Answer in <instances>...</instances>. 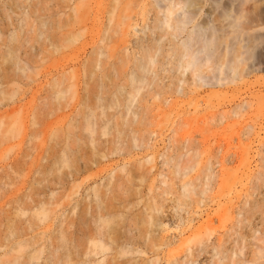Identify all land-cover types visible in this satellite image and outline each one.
I'll use <instances>...</instances> for the list:
<instances>
[{
    "label": "rangeland",
    "instance_id": "374dc122",
    "mask_svg": "<svg viewBox=\"0 0 264 264\" xmlns=\"http://www.w3.org/2000/svg\"><path fill=\"white\" fill-rule=\"evenodd\" d=\"M169 3L177 4L174 17L185 23L163 35L157 25ZM5 20L9 54L0 56V81L9 72V91L0 102V264H50L56 253L65 257L68 246L73 264L85 258L109 264L129 256L141 263L131 248L137 246L125 243L122 224L146 216L147 203L155 207L151 228L162 262L168 250L180 257L194 247L187 218L197 227L212 217V236L241 231L248 239L245 250L255 248L253 233L264 237V183L257 179L264 173V0H195L190 6L183 0H9ZM189 35L192 48L205 45L198 61L211 56L200 69L201 79L173 59ZM13 37L24 70L14 65ZM134 39L149 45L155 59L151 73L135 70L143 79L137 92L129 78L139 62ZM86 116L96 123L92 132L85 130ZM114 120L122 124V135ZM80 132V148L69 150ZM110 139L120 149L112 155ZM83 151L94 154L90 169L55 185L83 162ZM123 166L134 174L131 202L123 207L117 199L112 209L101 208L94 190L103 198L111 195L113 182L123 180ZM173 182L176 191L162 193ZM183 183L194 192L183 191ZM113 191L121 194L117 187ZM183 193L185 201H178ZM249 205L255 207L245 219ZM99 218L108 220L106 226ZM99 225L110 232L104 234H114L105 237L111 251L93 256L86 253L87 236ZM166 235L180 241L162 245ZM129 258L118 262L136 264Z\"/></svg>",
    "mask_w": 264,
    "mask_h": 264
},
{
    "label": "bare ground",
    "instance_id": "6f19581e",
    "mask_svg": "<svg viewBox=\"0 0 264 264\" xmlns=\"http://www.w3.org/2000/svg\"><path fill=\"white\" fill-rule=\"evenodd\" d=\"M183 2H184V4H188V6H190L193 2H195V0H183ZM177 4H178V2H177ZM177 4H173L172 5L171 3H169V5L166 6L163 9L164 17H163V19L160 20V25L159 24L157 25V27L160 26V29L163 31L162 32L163 35H166L167 33L174 34L177 31H180L182 29V24L185 23V19H183V18L179 19V18L174 17V14H175V11H176L175 5H177ZM5 19H9V0H0V56L1 57L3 55H5V53L6 54H9V43H7V42H9V40L7 39V37H5L7 39V42H6V41H4L6 39L3 37L4 36L3 35V32L6 31V30H4L5 27L3 28L2 26L3 25L4 26H7V25L3 24L4 22H6ZM192 36L193 35H189L187 41L182 42V44L178 48L175 49V54H174L175 57H173V59H175L176 65H177L178 68H181L183 70H189L192 76H194V77L196 76L199 79H201V76L199 74L200 69L202 68V66H204L206 64L207 61H209V59H211L210 58L211 56L210 57H206V60H205L206 62H200V61H198V54H200V52L203 49L202 47H204L205 45H202L204 43H201L200 44V41L198 43L195 40V45L196 44H199V45H202V47L199 46L200 47V48L198 47L199 49L198 48H196V49L192 48V45L191 44L194 43V42L191 43V41L193 40V37ZM2 37L4 39L1 40ZM13 38H14L13 40H14L15 43L13 44L12 50L10 52L13 53V56L15 58L14 65L17 66V68H19L21 70H24L23 67L19 66V59L17 58V56H15L16 50L19 49V42H16V40L18 38L17 37H13ZM206 42H207V40H206ZM132 44H133L134 48L137 50L136 52H138V57L136 56L137 57L136 59H139V62H138V65H136V62H135L136 67H134V65H133V67H131V69H130L131 76L129 78H130V82H131V84L133 86L132 89H134V91L137 92V91H139L140 86H141V85L139 86L138 84L143 79L141 77H139L135 73L136 72L135 70L139 71V68H142L143 71L147 70L149 72L151 66L153 64H155V59H154L153 54L151 53V47L149 45L144 46L141 41L135 40V39L132 41ZM2 46L3 47H6V49L5 50H1L2 49ZM200 49H201V51H200ZM237 53L238 52H236V54ZM169 55H171V54H169ZM239 55H241V54L238 53L237 55H235V58H236L235 61H236V65L237 66L239 65V62L241 61L238 58ZM97 62H98V60H96V62H95V65H94L95 68L97 67ZM235 69H236V67H235ZM234 71H236V70H234ZM8 73L9 72H7V74L0 81V84L4 83V85H5L4 86L2 84V86L4 88H2V90L0 92H1V94H4V95L3 96L0 95V102H1V100H4L5 99V97L7 96L6 94H8V91H9L8 90L9 87L7 86V85H9L8 84L9 83V75H8ZM149 73H151V72H149ZM2 74H4V73H1V75ZM144 76H145V74H144ZM12 78H17V77L15 75L14 76L12 75ZM130 97H129V99H130ZM6 98L8 99V97H6ZM133 113H135V112H133ZM7 115H9V113ZM90 119H91V117L90 118L87 117V119H86L87 120L86 121L87 123H85V130L86 131L87 130H90L91 128L93 129V127H94L93 125L96 124L92 119H91L92 120V122H91ZM95 121H97V120H95ZM114 121L115 122H113V123H115V128L117 127L116 130H118L119 135H122V130H123L122 124H120L116 120H114ZM98 123H100V122H98ZM74 135L76 137L73 139L72 142H69L68 143V146L67 147H68L69 150H73V147H76L78 149L80 148V145H77V142L80 139H82V137H83L82 136V133L81 132L80 133H74ZM112 139H110V140H112ZM113 141L114 140L107 142L108 143L107 150H108V153L111 154V155L114 154V153H116L118 150H120L119 147L118 148L115 147L117 145L114 144L115 142H118V141H115V142H113ZM92 149H95V148H92ZM83 153H84L83 154V162L80 165H74L72 168L69 169V171L64 172V174H62V176L60 178H58L59 180H57L56 182L53 181L54 184L55 183H59L60 184L59 186L64 185L69 179H75L79 174H81L83 171L87 170L91 166L90 163L94 161V158H93L94 154L93 153L88 154L87 151L86 152L83 151ZM61 157H62V161L63 162H68L69 161L68 160V156L66 154H63ZM262 162L264 164V160L263 159H262ZM60 163H61V160H60ZM176 166L178 167L177 164H176ZM263 170H264V168H263ZM120 171L124 173L123 180L121 182H117V181L113 182L112 187L113 188H116L117 187V190L120 191L121 194H115L114 191H113V188H112V190L110 189L111 190V195H108L107 197L103 198L105 194L102 195L97 190H94V196H96L98 198L96 201H98L100 203V205L102 204L101 205V208H102V206L103 207H105V206L107 207V206L110 205V209H112L113 207H115L114 206V203H115V201L117 199H119L117 201H119L120 203H124L123 207H127V205L131 202V198L129 199V196H131V194H133L132 193L133 190L132 191L130 190L131 191V193H130L129 192V189H131V187H132V186H130V184L133 185V182L132 183H130V182L133 180L132 178H134V174L132 173V171H129L124 166L122 168H120ZM176 171H177V169H175L173 171V173H176ZM258 173H259L258 174L259 176L257 177V179L261 180V177H262V182L264 183V173L262 171H259ZM55 185H57V184H55ZM173 185H174V182L169 186V188L162 189V193L168 194V193H172L173 190L176 191V189L174 188ZM183 185H184V189L182 188L183 191H187L189 193L194 192L195 188L194 189H188L187 188V183H183ZM49 186H48V188H49ZM137 191L138 190H136V193H137ZM201 191L203 192L204 190L201 189ZM122 195H124V196H122ZM121 196H122V198H121ZM183 196H187V195L185 193H183L182 196H178V197H176V199L178 201H181V202L182 201H185V199H182V198H184ZM103 199H105V201ZM36 202H39V199ZM103 202H105V205H103ZM245 203H248V200L247 199H245V201L243 202V204H245ZM37 204L38 203H36L35 205H37ZM96 204H98V203H96ZM151 204L147 203L145 205V208H144V211L143 212L144 213L146 212V216L140 217L141 215L140 216L138 215V217H136V216L135 217H131L132 218L131 220L130 219L129 220L128 219L124 220L123 221V224L120 223V224H122L123 227H125V230L123 231V232H125L123 234H126L125 235L126 236L125 243H127L129 245L132 244V245H136L137 246V248L136 247H131V248L133 249L132 252L138 253V255L140 257L139 259L141 260V263L138 262L139 260L137 261V259L136 260H135V258L133 259L132 258L133 256H129V257H131V259H133L132 260L133 262L136 261V264H138V263L139 264H264V237H260V236L257 235L258 232H254L253 233V236L251 238L254 240L256 246H255V248H253V249H251L249 251L248 250H245L246 245L244 243L247 242L248 239H247L246 234L243 233V232H241V231L240 232L233 231L231 233H227L226 232V234H223V235L212 236V234H213L211 232V230H212V227H211L212 217H207V219H205L203 222H201L197 227H194V225H193L194 222H195L194 219L187 218V220L184 221V225H185V228L188 231H190V233H193V236L196 237V242H195L196 245L194 244V247L187 248L185 250V253L182 254V256H180V257H177L175 254H173V252L171 250H168L167 252H165L164 261L162 262L161 261V258L158 256L159 247H156L155 246V241H156L154 239V237H156L155 236L156 234L154 233L155 230L153 229L154 230L153 231L152 228H151V227H153L152 226L153 224L154 225L156 224L155 223V219L156 218H154L153 215H152V213H151L153 211V209H155V207L153 205H151ZM100 205H98L96 207H99ZM249 207H250L249 209L245 210V219H247V216L251 213V211L254 210L253 208L255 206L252 207V205H249ZM226 208L230 211L232 209V206L229 205ZM99 210L100 209L98 208V211ZM126 210H128V209H126ZM126 210H124V211L127 212ZM82 212H83V210H82ZM101 212H103V214H104V212H106V211L103 209ZM82 214H84V213H82ZM238 215H240V212H238ZM81 216H83V215H81ZM99 216H101V214H99ZM101 217H104V216L102 215ZM125 218H129V217L126 215ZM82 219L83 218L78 219V220L81 222ZM99 219H101V220H99ZM99 219H98V221H100V222L102 221L101 223H103V224H105L106 221H108V220H106V218H99ZM103 219H105V222L103 221ZM85 220H87V219L85 218ZM169 220H171V219H169ZM87 222L85 221L84 223H86V225H87ZM241 222H242V220H240V224H241ZM72 223H71V225H73ZM81 223L84 224L83 222H81ZM106 224H105V226H106ZM74 225H76V224L74 223ZM204 226H206L208 228L206 229V231L203 232V227ZM86 227H88V225ZM86 227L84 226V228H86ZM99 227H100V225H99ZM99 227H96L98 229H96L94 227L95 228V231H96L95 233L88 230L89 231V236H87V239H88V243H90L89 244L90 247L88 246V248H87L86 251L89 250V252H86V253H92V254H94L93 256H96L97 254H100V253H102V255H103L105 252L109 251L111 245L108 244V241H105V237L109 235V238H110V236H113L114 235V234L111 235V234H108V233L107 234H104V233H106V231L109 232V230H106V231L104 230L105 232L103 233V227L102 226L100 228ZM154 227H156V226H154ZM133 230H137V231L134 232ZM79 231H76V233L77 232L79 233ZM132 231L134 232V234L132 233L131 236H128L129 232H132ZM86 232H87V230H86ZM86 232H85V234H88V232L87 233ZM182 232L183 231H181V233ZM76 233L74 235L77 236L78 234H76ZM112 233H117V232H114L113 231ZM117 234H119V233H117ZM153 234H154V236H153ZM119 235H121V234H119ZM76 236H75V238H76ZM83 236H85V235H83ZM125 236H123V238ZM116 237L118 238V236H115V238ZM75 238H73V239L75 240ZM81 239L78 238V241L79 240L81 241ZM107 240H111V239H107ZM161 240H162V245H165V246H170L172 243H176L177 241L178 242L180 241L179 238L172 237L170 235L163 236ZM78 241H77V243H78ZM117 241H116V243L119 246V240H117ZM111 242H112V240H111ZM109 243H110V241H109ZM259 244H263V245L262 246H259ZM72 245L74 246L73 243H72ZM78 245H81V244L79 243ZM112 245H113V243H112ZM21 246H19V247L21 248ZM58 246H59V244H58ZM115 246L114 247L117 249L118 246L117 245H115ZM30 247H33V246H30ZM63 247L65 248L66 246H63ZM78 247H80V246H78ZM20 248H18V250H22V248L21 249ZM115 248H113L112 250H115ZM120 248H122L121 245H120ZM128 248H127V250L122 249V250H124L122 252H124L125 254L128 253L129 252V249ZM66 250H67L66 256H65L66 258L64 256L62 257L61 256V253H60V256L57 257L56 256L57 253H56V255H55L56 257L54 256V260H53V262H50V264H58V263L60 264L62 262V259L61 258H63L64 261L66 260V263L68 264L69 263V260H71L74 255L73 256H70V254L72 255L73 253H71L72 251H70L69 246H68V248H66ZM78 250H80V249H78ZM119 251L121 252L120 249H119ZM130 252H131V249H130ZM132 252L130 253V255L133 254ZM32 253H31V255H33V254L35 255V253H33V254ZM76 253H75V257L78 254V253L77 254ZM121 253H119V254H121ZM34 255H33V258L36 256V255L35 256ZM51 255H53V254H51ZM87 255H83V256L84 257L85 256L86 257H90V256H87ZM89 255H91V254H89ZM121 255H123V254H121ZM37 257H39L38 254H37ZM77 257H79V255ZM129 257H127V258H129ZM145 257H146V259H144ZM31 258H32V256H31ZM31 258H30V255H29L28 260L30 261ZM79 258H81V257H79ZM114 258L115 257H113V259ZM127 258L123 257V258H121L119 260H125ZM85 259H82L81 260V263L82 264H91L90 262L85 261ZM131 259L128 260V261L130 262ZM88 260H90V259H88ZM115 260H116V258H115ZM115 260H113L109 264H122L123 263V262H118L119 261L118 258H117V261H115ZM29 261H28V263H30ZM126 262H127V260H126ZM3 264H4V262H3ZM69 264H73V263H69ZM94 264H104V259H99L98 261H94ZM126 264H128V263H126ZM129 264H131V263H129Z\"/></svg>",
    "mask_w": 264,
    "mask_h": 264
}]
</instances>
